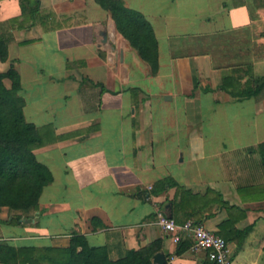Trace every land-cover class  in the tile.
Listing matches in <instances>:
<instances>
[{
    "label": "crops",
    "instance_id": "1",
    "mask_svg": "<svg viewBox=\"0 0 264 264\" xmlns=\"http://www.w3.org/2000/svg\"><path fill=\"white\" fill-rule=\"evenodd\" d=\"M123 1L158 36L157 73L97 0H39L35 17L1 0L0 71L22 76L25 117L43 128L34 152L53 181L18 223H2L11 210L0 207V244L69 248L77 234L116 260L162 241L164 264H217L188 237L178 253L161 210L224 237L231 264H264V79L231 96L223 77L243 79L211 51L227 33L263 31L264 0Z\"/></svg>",
    "mask_w": 264,
    "mask_h": 264
},
{
    "label": "trees",
    "instance_id": "2",
    "mask_svg": "<svg viewBox=\"0 0 264 264\" xmlns=\"http://www.w3.org/2000/svg\"><path fill=\"white\" fill-rule=\"evenodd\" d=\"M111 12L118 30L123 33L149 63L153 73L159 69V39L151 23L139 11L127 7L123 0H97ZM1 5V0H0ZM39 0H22V13L38 11ZM1 7V6H0ZM9 42L0 25V60L9 57ZM11 79L9 87L6 80ZM236 79V78H235ZM198 84L197 77L194 79ZM264 85V82L261 84ZM22 76L13 66L0 71V207L10 208V217L2 223L20 222L24 215L40 208L44 188L53 181L51 169L37 158L34 150L42 143V127L25 117V99L21 94ZM223 90L239 99L249 97L258 87L236 82L234 77H223ZM264 146V143L261 144ZM262 148V147H261ZM66 247H14L0 244V261L5 264H153V257L162 248V241L131 250L112 260L107 246H91L85 236L74 235ZM182 241L178 253L187 249Z\"/></svg>",
    "mask_w": 264,
    "mask_h": 264
},
{
    "label": "rangeland",
    "instance_id": "3",
    "mask_svg": "<svg viewBox=\"0 0 264 264\" xmlns=\"http://www.w3.org/2000/svg\"><path fill=\"white\" fill-rule=\"evenodd\" d=\"M259 21L262 25L261 29L264 31V21ZM3 28L6 31L9 29L6 23L3 24ZM255 29L252 27L227 33L222 38L213 40L211 48L215 57L219 61L222 60V62L220 61L221 66H225L231 72L234 70L239 73L244 86L255 87L264 79V61H260L264 57V33L260 29ZM29 52L31 53V51ZM222 53L224 55H221ZM253 54L255 55L253 56ZM233 55L235 60L231 61Z\"/></svg>",
    "mask_w": 264,
    "mask_h": 264
},
{
    "label": "built area",
    "instance_id": "4",
    "mask_svg": "<svg viewBox=\"0 0 264 264\" xmlns=\"http://www.w3.org/2000/svg\"><path fill=\"white\" fill-rule=\"evenodd\" d=\"M157 223L175 244H180L185 237L192 240L190 251L196 253L208 251L210 260L217 264H231V250L227 240L201 223L185 221L177 224L171 217L159 210L156 213Z\"/></svg>",
    "mask_w": 264,
    "mask_h": 264
},
{
    "label": "water",
    "instance_id": "5",
    "mask_svg": "<svg viewBox=\"0 0 264 264\" xmlns=\"http://www.w3.org/2000/svg\"><path fill=\"white\" fill-rule=\"evenodd\" d=\"M153 261L155 264H164L165 262L164 253L163 252L156 253Z\"/></svg>",
    "mask_w": 264,
    "mask_h": 264
}]
</instances>
